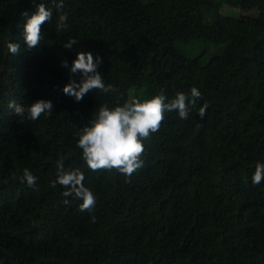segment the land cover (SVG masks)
<instances>
[{
    "label": "trees",
    "instance_id": "16d2710c",
    "mask_svg": "<svg viewBox=\"0 0 264 264\" xmlns=\"http://www.w3.org/2000/svg\"><path fill=\"white\" fill-rule=\"evenodd\" d=\"M223 1L260 13L224 15L215 0H63L68 28L57 32L60 0H0V264H264V181L252 183L264 163V0ZM40 3L53 17L29 51L22 14ZM192 42L203 50L186 53ZM79 52L102 58L97 70L113 90L79 102L63 92L81 79L69 71ZM192 87L202 99L186 120L165 113L130 182L87 167L77 133L101 105L161 91L171 100ZM40 99L54 108L35 122L8 107ZM61 156L65 170L84 173L90 211L51 186ZM25 168L35 189L20 181Z\"/></svg>",
    "mask_w": 264,
    "mask_h": 264
},
{
    "label": "clouds",
    "instance_id": "9594fccd",
    "mask_svg": "<svg viewBox=\"0 0 264 264\" xmlns=\"http://www.w3.org/2000/svg\"><path fill=\"white\" fill-rule=\"evenodd\" d=\"M55 8L59 13L56 31H64L68 28L69 15L61 11L63 0L55 4ZM22 15L27 17L23 25V40L27 50L30 51L37 48L44 39L41 26L52 20L53 11L44 3H40L30 17L27 12ZM77 42L74 38L69 39L63 47L71 50ZM7 47L12 54L20 52L18 43H9ZM100 63L102 58L97 57L94 61L91 52H79L69 71L72 74L80 73L81 79L79 83L72 80L63 88V92L73 96L79 102L90 91L100 90L108 93L113 90L111 85L106 86L101 73L97 70ZM61 66L68 68L67 60H63ZM200 99H202V93L198 88L192 87L190 94L178 92L171 100H168L161 91L160 94L143 101L132 98L122 104L117 101L116 106L111 108L108 104L101 105L96 118L77 133L79 137L77 147L82 150L83 161L93 172L115 169L125 176L126 182H130L132 176L143 167L144 141L149 140L153 133L159 131L165 119V113L177 112L180 119L186 120ZM8 107L21 118L20 122L24 123L25 121L35 122L42 115L51 116L54 105L51 100L40 99L25 107L13 100L9 102ZM208 107L207 102L199 107L198 114L201 119L206 115ZM20 181L31 188H36L37 177L27 168L24 169ZM84 181L85 175L79 168L65 170L61 156L57 161V178L52 181L51 186L55 187L59 184L65 189L61 193L65 198L64 204L70 203L67 198H74L82 201L79 205L80 211H90L96 205V197L93 191L85 186ZM262 181H264V163L258 162L252 176V183L259 185Z\"/></svg>",
    "mask_w": 264,
    "mask_h": 264
},
{
    "label": "rangeland",
    "instance_id": "374dc122",
    "mask_svg": "<svg viewBox=\"0 0 264 264\" xmlns=\"http://www.w3.org/2000/svg\"><path fill=\"white\" fill-rule=\"evenodd\" d=\"M216 2L219 3V12L224 15H229L232 17H241L245 15H250V16H256L260 13V8L258 6H249V5H231L223 0H215ZM204 48V45L192 42L184 47L182 49L190 54V55H195L200 53ZM132 97H134L135 94V89L132 87L130 89Z\"/></svg>",
    "mask_w": 264,
    "mask_h": 264
}]
</instances>
